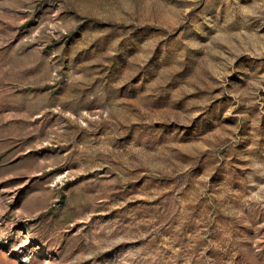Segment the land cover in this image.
<instances>
[{
	"label": "rangeland",
	"instance_id": "1",
	"mask_svg": "<svg viewBox=\"0 0 264 264\" xmlns=\"http://www.w3.org/2000/svg\"><path fill=\"white\" fill-rule=\"evenodd\" d=\"M0 264H264V0H0Z\"/></svg>",
	"mask_w": 264,
	"mask_h": 264
}]
</instances>
